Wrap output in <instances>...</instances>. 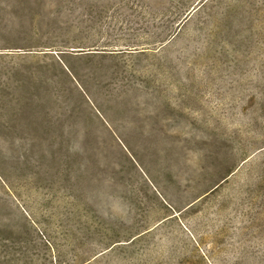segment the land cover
I'll list each match as a JSON object with an SVG mask.
<instances>
[{"label":"rangeland","instance_id":"1","mask_svg":"<svg viewBox=\"0 0 264 264\" xmlns=\"http://www.w3.org/2000/svg\"><path fill=\"white\" fill-rule=\"evenodd\" d=\"M0 264H264V0H0Z\"/></svg>","mask_w":264,"mask_h":264},{"label":"bare ground","instance_id":"2","mask_svg":"<svg viewBox=\"0 0 264 264\" xmlns=\"http://www.w3.org/2000/svg\"><path fill=\"white\" fill-rule=\"evenodd\" d=\"M14 109L24 113L25 116L27 117L39 118L41 116V113L39 112V110L36 109V107L32 108V107H28L27 105H23L22 107H15ZM32 124L34 125V123ZM58 141L59 140L56 138L51 139L50 144H53L54 142H58ZM45 143L47 142H45L43 138L41 137L39 139L34 140V144H37V145H44ZM5 148H7L9 152L15 154L16 158L17 157H23V158L27 157L28 160L26 161V165H28V167L30 168L43 167L48 164L46 163L45 158H42L37 151L30 150L29 152L21 148H13V146H8ZM50 155H53V153L51 152Z\"/></svg>","mask_w":264,"mask_h":264}]
</instances>
